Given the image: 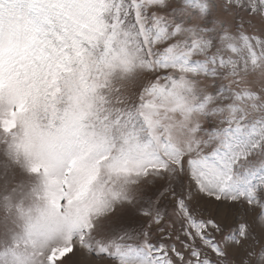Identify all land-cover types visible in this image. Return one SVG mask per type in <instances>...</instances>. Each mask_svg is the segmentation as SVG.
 Here are the masks:
<instances>
[{"label": "snow or ice", "instance_id": "snow-or-ice-1", "mask_svg": "<svg viewBox=\"0 0 264 264\" xmlns=\"http://www.w3.org/2000/svg\"><path fill=\"white\" fill-rule=\"evenodd\" d=\"M0 264H264V0H0Z\"/></svg>", "mask_w": 264, "mask_h": 264}, {"label": "rangeland", "instance_id": "rangeland-1", "mask_svg": "<svg viewBox=\"0 0 264 264\" xmlns=\"http://www.w3.org/2000/svg\"><path fill=\"white\" fill-rule=\"evenodd\" d=\"M163 203H168V201L167 200H165ZM163 206V205H162ZM170 206V205H169Z\"/></svg>", "mask_w": 264, "mask_h": 264}]
</instances>
